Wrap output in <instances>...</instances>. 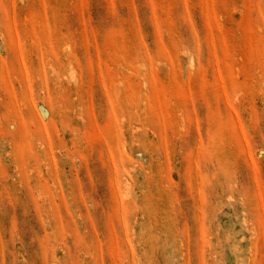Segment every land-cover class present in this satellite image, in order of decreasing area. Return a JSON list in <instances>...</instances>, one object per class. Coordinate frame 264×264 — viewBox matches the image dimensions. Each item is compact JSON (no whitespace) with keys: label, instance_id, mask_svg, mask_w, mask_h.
<instances>
[{"label":"rangeland","instance_id":"1","mask_svg":"<svg viewBox=\"0 0 264 264\" xmlns=\"http://www.w3.org/2000/svg\"><path fill=\"white\" fill-rule=\"evenodd\" d=\"M0 264H264V0H0Z\"/></svg>","mask_w":264,"mask_h":264}]
</instances>
